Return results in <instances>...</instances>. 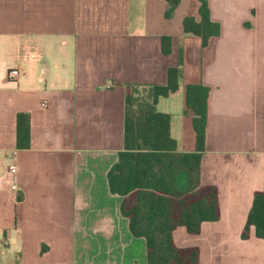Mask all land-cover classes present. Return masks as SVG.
Listing matches in <instances>:
<instances>
[{"label":"crops","instance_id":"crops-1","mask_svg":"<svg viewBox=\"0 0 264 264\" xmlns=\"http://www.w3.org/2000/svg\"><path fill=\"white\" fill-rule=\"evenodd\" d=\"M207 1L221 33L204 49L183 26L201 21L198 0H181L170 20L165 0H0V264H148L108 175L131 86L167 85L181 51L180 88L157 110L171 115L177 153L194 154L186 89L210 88L200 187L217 189L220 219L197 235L178 227L175 245L199 249V264H264V239L254 227L242 237L264 189V0ZM20 113L31 117L28 150L17 148Z\"/></svg>","mask_w":264,"mask_h":264},{"label":"trees","instance_id":"trees-1","mask_svg":"<svg viewBox=\"0 0 264 264\" xmlns=\"http://www.w3.org/2000/svg\"><path fill=\"white\" fill-rule=\"evenodd\" d=\"M165 18L174 17L181 0H165ZM200 3L201 21L186 17V35L201 39L207 48L218 38L221 26L211 19L207 0ZM170 37L162 39V51L171 54ZM183 54L179 66L168 73L167 85H134L126 97L124 151L108 175L111 192L123 197L122 214L130 220L133 236L147 241L148 264H199V249H180L173 232L180 226L190 234H199L203 222L220 219L218 191L201 188L200 174L206 151L207 118L210 88L202 84L188 85L185 114L193 115L196 152L178 154L177 142L171 136V115L157 110L160 99L176 93L183 79ZM31 147V117L20 113L17 119V148ZM185 176L188 183L179 186ZM264 239V189L254 195L253 205L243 232L247 240L251 228Z\"/></svg>","mask_w":264,"mask_h":264},{"label":"built area","instance_id":"built-area-1","mask_svg":"<svg viewBox=\"0 0 264 264\" xmlns=\"http://www.w3.org/2000/svg\"><path fill=\"white\" fill-rule=\"evenodd\" d=\"M19 75H20V73H19L18 70H11L9 72V78L11 80H17L19 78ZM43 106L45 107L46 105L43 104ZM10 172H11V174H15L17 172V167L15 165L12 166L11 169H10Z\"/></svg>","mask_w":264,"mask_h":264},{"label":"rangeland","instance_id":"rangeland-1","mask_svg":"<svg viewBox=\"0 0 264 264\" xmlns=\"http://www.w3.org/2000/svg\"><path fill=\"white\" fill-rule=\"evenodd\" d=\"M182 100H184V97L183 96H179L177 98H174V100H173L174 101V105L175 106H178V107L183 106L184 101H182ZM163 103H165V102H163Z\"/></svg>","mask_w":264,"mask_h":264}]
</instances>
